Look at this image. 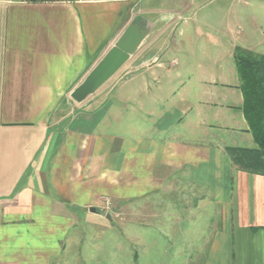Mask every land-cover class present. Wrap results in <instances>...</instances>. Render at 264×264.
Wrapping results in <instances>:
<instances>
[{
	"label": "crops",
	"instance_id": "0c3cea01",
	"mask_svg": "<svg viewBox=\"0 0 264 264\" xmlns=\"http://www.w3.org/2000/svg\"><path fill=\"white\" fill-rule=\"evenodd\" d=\"M219 1L0 0V264H53L78 228L86 264H117V226L161 238L160 264H264V177L227 153L256 148L233 51L255 50L258 0ZM130 25L136 52L72 101ZM152 196L156 223L99 219Z\"/></svg>",
	"mask_w": 264,
	"mask_h": 264
},
{
	"label": "rangeland",
	"instance_id": "374dc122",
	"mask_svg": "<svg viewBox=\"0 0 264 264\" xmlns=\"http://www.w3.org/2000/svg\"><path fill=\"white\" fill-rule=\"evenodd\" d=\"M226 0H220L218 2L217 5H222L225 4ZM254 11L253 14L256 15V19L255 22L258 24V29L259 32L256 34V36L251 37V36H247V40H253L251 44L253 47V50H249L253 53L256 54H260V55H264V3L261 2H254ZM244 25H246V29L247 31H251V29L249 28L250 21H243ZM253 22V21H251ZM251 25V24H250ZM250 44V43H249ZM242 48V47H240ZM244 50H248L246 48H242ZM201 194H199L198 192L195 194V198H196V206L198 205V199L200 197ZM190 198H193L192 196H190ZM181 199H184L183 197H181ZM186 196H185V200H180L181 203L184 206V209L186 211H182L181 212V216L184 215L185 217L187 216L188 209L192 207V204H189L187 202ZM104 203H107V207L104 209H101L100 214H99V219H103L106 220V215H109V219H117L118 220H122V219H128V220H133L136 221L139 217V215L141 216V214H143V216H141L139 219H151L152 222L156 223V221H158L157 218H159L160 220L163 219V217L161 216V212H156L155 211V205H156V200L155 197L152 196L151 199H149V204L150 205V212H145V213H140L139 207H140V202L138 200L132 201L131 203H127L126 207H127V211H116L114 212L113 210H110L111 207H109V200L108 199H104ZM147 205V206H148ZM146 206V205H144ZM154 209V210H153ZM193 213V209H190ZM158 214V217H156V215ZM211 214H214V210L212 208L211 211H209L208 207H200L198 208V206L196 207V212H194L193 214H191V216H193V218H195V220H201V219H209L211 217ZM214 216V215H213ZM212 216V217H213ZM111 217V218H110ZM170 218V216H169ZM138 219V220H139ZM113 230H115V244H116V255H117V264L118 263H123L124 259L123 256L126 253L127 255H130V257H132V262L131 264H160V258H161V254L158 252L157 255V247L156 246H161L163 245V241L161 238H156V235L153 239H148L147 240V244L144 243V241H140V229L139 227H115V229L113 228ZM153 230H156V228H154ZM159 230V229H158ZM76 231H78V233H76ZM82 231V232H81ZM84 231V232H83ZM81 233L85 234H89L90 235V229L89 228H84V229H73L71 231V233L69 235H67V240H63V243H65L66 246V254L62 255V257L60 256L59 258L57 257L55 260V262L53 261V264H86L84 261H87L86 258L87 257H91V251H88V254H85V258H84V254L83 252H81V249L83 248L82 244H77L75 243V236L76 235H81ZM144 235V234H142ZM148 236H150V234H148ZM66 239V238H65ZM62 245V243L60 244ZM89 248L91 249V246L88 245ZM86 248V247H84ZM88 248V247H87ZM61 249V247H60ZM59 249V254H61V251ZM66 255V256H65ZM66 257V260L65 258ZM64 258V259H63Z\"/></svg>",
	"mask_w": 264,
	"mask_h": 264
},
{
	"label": "trees",
	"instance_id": "16d2710c",
	"mask_svg": "<svg viewBox=\"0 0 264 264\" xmlns=\"http://www.w3.org/2000/svg\"><path fill=\"white\" fill-rule=\"evenodd\" d=\"M233 58L243 96L242 112L256 148H228L227 153L237 170L264 177V55L236 47Z\"/></svg>",
	"mask_w": 264,
	"mask_h": 264
},
{
	"label": "water",
	"instance_id": "95a60500",
	"mask_svg": "<svg viewBox=\"0 0 264 264\" xmlns=\"http://www.w3.org/2000/svg\"><path fill=\"white\" fill-rule=\"evenodd\" d=\"M143 39V33L135 25H130L119 37L115 45L89 72L82 83L70 94L77 104L85 101L102 87L132 56ZM94 212V211H92Z\"/></svg>",
	"mask_w": 264,
	"mask_h": 264
}]
</instances>
